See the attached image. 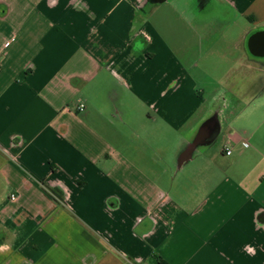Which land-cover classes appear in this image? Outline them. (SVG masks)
I'll return each instance as SVG.
<instances>
[{"label":"crops","instance_id":"1","mask_svg":"<svg viewBox=\"0 0 264 264\" xmlns=\"http://www.w3.org/2000/svg\"><path fill=\"white\" fill-rule=\"evenodd\" d=\"M0 264H264V0H0Z\"/></svg>","mask_w":264,"mask_h":264},{"label":"water","instance_id":"2","mask_svg":"<svg viewBox=\"0 0 264 264\" xmlns=\"http://www.w3.org/2000/svg\"><path fill=\"white\" fill-rule=\"evenodd\" d=\"M153 1H155V2H163V1H165V0H153ZM215 122H216V119H215V117L214 118H212V119H210V120H208L207 122H205L203 125H202V127H201V129H200V132L201 131H205L206 129H211V130H215V133L214 134H216L217 133V130H216V124H215ZM195 146V145H194ZM193 146V147H194ZM192 147V148H193Z\"/></svg>","mask_w":264,"mask_h":264},{"label":"built area","instance_id":"3","mask_svg":"<svg viewBox=\"0 0 264 264\" xmlns=\"http://www.w3.org/2000/svg\"><path fill=\"white\" fill-rule=\"evenodd\" d=\"M77 110L78 111H83L84 110V106L83 105L78 106ZM230 154H231V151L226 149V155H230ZM15 199H16L15 196H11V200H15Z\"/></svg>","mask_w":264,"mask_h":264}]
</instances>
